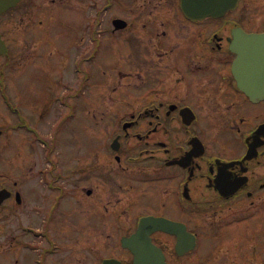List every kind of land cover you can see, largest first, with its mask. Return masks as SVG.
I'll use <instances>...</instances> for the list:
<instances>
[{
    "label": "flooded vegetation",
    "instance_id": "obj_1",
    "mask_svg": "<svg viewBox=\"0 0 264 264\" xmlns=\"http://www.w3.org/2000/svg\"><path fill=\"white\" fill-rule=\"evenodd\" d=\"M61 1L0 14V264H133L122 241L145 217L165 264H264V0H84L52 62ZM40 55L43 106L24 114L5 75ZM94 86L109 104L86 102Z\"/></svg>",
    "mask_w": 264,
    "mask_h": 264
},
{
    "label": "rangeland",
    "instance_id": "obj_2",
    "mask_svg": "<svg viewBox=\"0 0 264 264\" xmlns=\"http://www.w3.org/2000/svg\"><path fill=\"white\" fill-rule=\"evenodd\" d=\"M84 3H85L84 0H70V3L67 5L65 4V1L62 0L61 1L62 9L53 10V16L51 18L52 20L55 18V21L50 20L49 22L54 23L51 28H52L54 42L57 47V54L54 55L53 58H51L52 62L57 61L60 53L62 54L65 53L66 44L67 43L69 44V41L72 38L71 36L73 35L74 28L70 27L69 25H66L68 21V15L66 14L67 11H71L74 13H78L81 11L85 12V10H81L83 8H86L84 7ZM94 4H95L94 1H88L87 7L90 8ZM43 11L44 13H37V12L35 13L34 19L36 18V22H38L39 20H43L44 15L47 14L45 10ZM87 12H90V10ZM23 14L17 13V15H12L10 17V21L18 22L20 16H23ZM7 17L9 18V16H5L3 17V19L7 20ZM3 19L1 18L0 23L5 22ZM93 23H95V21ZM78 41L79 39H76L74 41V47ZM92 46H93L92 43L88 42V47L90 49L92 48ZM83 48H86V46H84ZM54 64L55 63H52L51 65ZM90 64H91V59H89L87 62L88 66ZM46 65H47L46 60L40 55L37 56L35 59L31 60L30 62L26 63L23 69H20L15 73H7L5 75V83L7 84V93L9 94L11 100L20 106L24 114L34 115L35 114L34 112H37L38 109L43 106V99L45 97V94L43 93L44 89L42 88V82L40 81L39 78L44 74L43 67ZM90 89H91V93L89 94V97L86 96V102L88 104L91 103L95 107H98L100 104L104 102L106 104L110 103V100H108V96L105 93L104 94L101 93L102 92L101 89L95 86L92 88L90 87ZM48 97H50L49 94ZM118 97L124 99L126 98V95H118ZM107 108L109 107L108 106L104 107L103 112H105V109ZM96 112L98 111L96 110ZM113 129L114 127L112 126L105 127L106 134H104L102 132L103 128L90 126L88 136L90 139L96 140L101 143L104 141L109 142L111 139V132ZM15 138L16 136L12 138V140H14ZM48 146H50L51 148L50 142H48ZM18 149H21V151L24 154L32 150H38V149L40 151L45 150V148H43L40 144L36 142L9 143V149H8L9 155L15 152L14 150H18ZM68 152H70V150H68ZM15 163L16 161L14 162L10 161L8 165V169L11 170V168H13Z\"/></svg>",
    "mask_w": 264,
    "mask_h": 264
},
{
    "label": "water",
    "instance_id": "obj_3",
    "mask_svg": "<svg viewBox=\"0 0 264 264\" xmlns=\"http://www.w3.org/2000/svg\"><path fill=\"white\" fill-rule=\"evenodd\" d=\"M18 0H0V13L13 6ZM258 41L259 39H253ZM255 48V47H254ZM264 46H258L256 52L262 51ZM258 62L261 64L264 60L258 53ZM153 224L154 229H161L164 224L162 221H157L156 219L146 218L143 219L136 234L131 238L123 240V246L129 248L134 254L133 264H165L161 258L160 252L151 244L148 237L150 231L147 225ZM137 240H144V243L140 245V248L136 246ZM147 240V241H146ZM146 242V243H145ZM103 264H119V262L114 260H107Z\"/></svg>",
    "mask_w": 264,
    "mask_h": 264
}]
</instances>
